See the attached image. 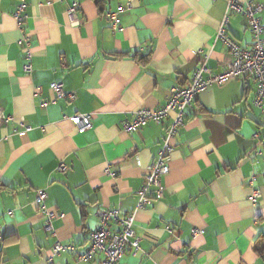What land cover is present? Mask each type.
<instances>
[{
  "label": "crops",
  "instance_id": "0c3cea01",
  "mask_svg": "<svg viewBox=\"0 0 264 264\" xmlns=\"http://www.w3.org/2000/svg\"><path fill=\"white\" fill-rule=\"evenodd\" d=\"M250 1L263 6L264 24V0ZM226 5L27 0L21 30L18 0H0V108L14 118L0 126V264L101 263L100 255L79 262L68 251L50 258L57 241L75 245L77 253L88 249L99 210L135 211L172 115L132 134L123 125L140 109L163 107L170 89L189 86L204 64L213 73L227 68L229 51L216 41ZM120 7L122 30L113 32L106 15ZM24 33L31 73L24 68ZM228 34L243 47L252 44L242 15H230ZM53 83L74 100H56ZM255 98L254 79L231 78L195 99L171 141L163 197L135 215L139 252L128 249L119 264H264L256 250L264 237V120ZM80 114L93 115L92 130L71 122ZM61 163L69 169L59 171ZM37 190L63 215L54 233L43 227ZM254 190L260 191L256 206L249 201Z\"/></svg>",
  "mask_w": 264,
  "mask_h": 264
},
{
  "label": "built area",
  "instance_id": "2783aa9c",
  "mask_svg": "<svg viewBox=\"0 0 264 264\" xmlns=\"http://www.w3.org/2000/svg\"><path fill=\"white\" fill-rule=\"evenodd\" d=\"M79 3H74L68 8V14L75 17L78 11ZM27 9V0H18V6L14 14L19 29L25 20V12ZM125 11L124 7H120L116 12H110L106 16L110 20L113 32H120V16ZM263 6L257 2L250 0H227L226 11L217 30L216 41L223 43L230 54L231 60L227 68L221 73H213L206 64L195 70L191 77L189 86H175L170 89L167 103L157 109H140L134 113L132 119L123 125L126 133L132 134L138 132L142 127L149 123H161L165 119L171 117L172 121L167 128L166 137L159 153V157L150 165L148 173L145 177V184L137 192L138 201L135 211L129 215H122L118 210H99V227L90 234V246L82 253L76 252L73 244H63L57 241L52 249V257L59 256L63 252H71L76 256L79 262H89L97 255L102 257L100 264H119L121 258L129 249L137 254L140 247V237L137 236L134 229L135 215L138 211L144 209L151 204L153 199L163 197L165 188L162 184V177L169 174V155L173 152L174 147L171 144L172 139L177 135L180 128L185 124L186 112L193 106L195 99L214 84L223 85L231 78H252L256 83L255 103L261 109L264 120V24L262 23L260 14ZM231 14H239L245 17L248 28L252 34V44L250 47L241 46L228 34V26ZM24 55L27 59L25 71L31 73L32 69V53L30 48L29 35L23 34L21 39ZM51 89L54 92L55 99L68 97L74 100L73 94H67L63 85L53 83ZM47 104H43L45 107ZM71 122L81 132L92 130L93 115L80 114L70 117ZM14 121L13 117L8 116L3 109L0 108V126L7 125ZM21 127H26L25 121H19ZM29 129V127H26ZM257 137V135L255 136ZM69 167L65 163H61L58 170L65 172ZM253 182V181H252ZM251 182V183H252ZM152 194V196L150 195ZM260 191L254 190L249 201L253 206L258 204ZM48 194L45 190H37L35 201L39 206L40 213L43 218V227L46 231L54 233V222L63 217L57 211H53L47 204ZM194 236L200 235L199 230L193 231ZM2 238L0 237V245Z\"/></svg>",
  "mask_w": 264,
  "mask_h": 264
},
{
  "label": "trees",
  "instance_id": "16d2710c",
  "mask_svg": "<svg viewBox=\"0 0 264 264\" xmlns=\"http://www.w3.org/2000/svg\"><path fill=\"white\" fill-rule=\"evenodd\" d=\"M257 251L260 253V254H263L264 253V237L262 238V240L258 243L257 247H256Z\"/></svg>",
  "mask_w": 264,
  "mask_h": 264
}]
</instances>
